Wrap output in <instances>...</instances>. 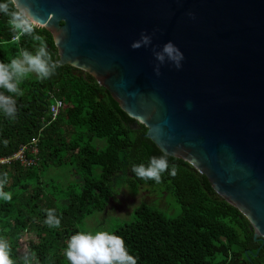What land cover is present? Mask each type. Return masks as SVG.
Instances as JSON below:
<instances>
[{
  "label": "trees",
  "instance_id": "16d2710c",
  "mask_svg": "<svg viewBox=\"0 0 264 264\" xmlns=\"http://www.w3.org/2000/svg\"><path fill=\"white\" fill-rule=\"evenodd\" d=\"M37 30L59 61L53 34L39 25ZM31 44L29 37L15 38L0 17V60L18 56ZM21 87L16 119L0 117V160L11 158L0 162V173L8 175L2 190L12 196L0 200V238L9 241L11 259L32 251L40 264H68L67 239L82 231L86 217L107 211L121 193L116 192L128 185L144 194L172 195L181 207L171 216L144 204L131 221L111 231L124 238L138 264H264V239L255 238L245 214L190 162L167 154L176 175L165 172L159 184L131 173L132 164L165 152L92 74L66 64L48 80L31 75ZM57 100L64 107L53 119L50 106ZM21 150L25 162L13 158ZM61 167L67 168L66 180L51 173ZM43 208L57 210L58 229L43 224ZM27 233L34 238H26Z\"/></svg>",
  "mask_w": 264,
  "mask_h": 264
},
{
  "label": "water",
  "instance_id": "95a60500",
  "mask_svg": "<svg viewBox=\"0 0 264 264\" xmlns=\"http://www.w3.org/2000/svg\"><path fill=\"white\" fill-rule=\"evenodd\" d=\"M23 2L53 34L60 65L97 78L264 239V0ZM141 32L152 43L133 49ZM169 40L182 67L166 62L157 75L153 52Z\"/></svg>",
  "mask_w": 264,
  "mask_h": 264
},
{
  "label": "clouds",
  "instance_id": "9594fccd",
  "mask_svg": "<svg viewBox=\"0 0 264 264\" xmlns=\"http://www.w3.org/2000/svg\"><path fill=\"white\" fill-rule=\"evenodd\" d=\"M189 15H193L189 13ZM0 17L6 18L10 32L15 38L29 37L31 49L25 47L19 55L9 60H0V117L14 121L18 114V99L24 95L21 87L31 75L41 81L48 80L56 74L60 63L53 58L44 37L37 30L38 18L31 7L23 0H0ZM152 43V36L141 32L140 38L131 44L133 49L147 47ZM157 61L154 71L160 74L161 65L171 62L177 69L182 67L184 53L171 40L162 48L154 50ZM7 143V141H3ZM131 173L140 180L161 183L162 175L167 172L176 175L174 165L170 166L167 153L151 156L147 163L132 164ZM8 184L7 173H0V200L10 201L12 196L3 191ZM121 189L116 192L117 194ZM43 224L49 229H58L62 217L55 208H43ZM63 255L68 264H138V257L130 251L124 238L114 232L105 230H82L73 233L66 241ZM0 264H40L32 251H25L15 261L10 258V244L0 238Z\"/></svg>",
  "mask_w": 264,
  "mask_h": 264
},
{
  "label": "rangeland",
  "instance_id": "374dc122",
  "mask_svg": "<svg viewBox=\"0 0 264 264\" xmlns=\"http://www.w3.org/2000/svg\"><path fill=\"white\" fill-rule=\"evenodd\" d=\"M104 143V141H99L100 145H104ZM66 172L67 168L65 167L51 170L53 176L58 178V180H66L65 178L68 176ZM162 198H164V200H162ZM144 204L157 207L171 216L178 215L181 210L180 204L172 195L162 197L158 192L155 194H144L143 192L140 193V190L135 191L126 185L115 199H111L107 211L95 213L86 217L81 224V230L99 229L111 232L120 225L131 221L135 209ZM25 237L33 239L34 235L27 233ZM23 244L24 240L22 241V245ZM21 250H25L24 245Z\"/></svg>",
  "mask_w": 264,
  "mask_h": 264
},
{
  "label": "built area",
  "instance_id": "2783aa9c",
  "mask_svg": "<svg viewBox=\"0 0 264 264\" xmlns=\"http://www.w3.org/2000/svg\"><path fill=\"white\" fill-rule=\"evenodd\" d=\"M64 107V103L63 101L61 100H57L54 104H52L50 106V111H51V114H52V118L55 119L58 114L60 113V111L62 110V108ZM13 158H20L22 159L24 162L26 161L24 158H23V150H21L18 154H16ZM11 158H5V159H2L0 160V162H8ZM31 161L29 162L28 165H30Z\"/></svg>",
  "mask_w": 264,
  "mask_h": 264
}]
</instances>
